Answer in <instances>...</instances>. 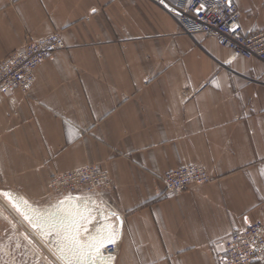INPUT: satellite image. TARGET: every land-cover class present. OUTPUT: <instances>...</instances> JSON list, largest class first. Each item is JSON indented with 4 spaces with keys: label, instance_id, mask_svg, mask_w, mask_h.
<instances>
[{
    "label": "crops",
    "instance_id": "1",
    "mask_svg": "<svg viewBox=\"0 0 264 264\" xmlns=\"http://www.w3.org/2000/svg\"><path fill=\"white\" fill-rule=\"evenodd\" d=\"M236 2L263 30L264 0ZM56 32L66 48L0 102V192L51 207L54 174L99 165L123 218L89 205L120 242L110 264H217L219 240L264 223V62L229 61L157 0H0V60ZM184 163L212 180L166 194Z\"/></svg>",
    "mask_w": 264,
    "mask_h": 264
},
{
    "label": "built area",
    "instance_id": "2",
    "mask_svg": "<svg viewBox=\"0 0 264 264\" xmlns=\"http://www.w3.org/2000/svg\"><path fill=\"white\" fill-rule=\"evenodd\" d=\"M178 21L182 32L203 34L215 39L230 50L229 61L236 57L258 59L264 62V29L246 34L241 23L242 13L236 0H157ZM66 48L59 32L25 44L21 49L0 60V102L14 90L27 95L36 82V70L56 51ZM212 180L210 172L195 163H184L164 176L166 194L181 192L194 185H204ZM113 187L109 170L88 164L76 170L56 173L51 179L50 199L56 205L65 199H74L88 205H101L114 212V202L106 195ZM101 200V202H99ZM29 228V227H28ZM31 230V228H30ZM40 242L59 260L50 243ZM37 242L35 238L31 239ZM216 251L217 264H258L264 261V223L255 222L234 230L219 240ZM120 242L103 248L107 255L115 256ZM53 263L54 259L48 255ZM62 263V262H61ZM63 264V263H62Z\"/></svg>",
    "mask_w": 264,
    "mask_h": 264
},
{
    "label": "snow or ice",
    "instance_id": "3",
    "mask_svg": "<svg viewBox=\"0 0 264 264\" xmlns=\"http://www.w3.org/2000/svg\"><path fill=\"white\" fill-rule=\"evenodd\" d=\"M3 195L11 199V194L3 193ZM21 203L27 205V201L22 200V198ZM60 203L63 205L65 202L61 201ZM71 207L77 211L71 212L62 209L55 215L44 216L37 210L28 207L22 212V215L34 227H40L43 234L56 233L57 239L61 241L59 250L62 254H69L72 259H78L81 264H95L96 258L102 256L101 249L116 243L114 232L110 226L98 228L95 234L84 228L87 237L81 240L79 234L86 217L79 211L80 206L78 204H73ZM85 211L90 210L85 209ZM61 233H63L62 237ZM72 259L69 260V264H72Z\"/></svg>",
    "mask_w": 264,
    "mask_h": 264
},
{
    "label": "rangeland",
    "instance_id": "4",
    "mask_svg": "<svg viewBox=\"0 0 264 264\" xmlns=\"http://www.w3.org/2000/svg\"><path fill=\"white\" fill-rule=\"evenodd\" d=\"M96 213L97 211H92L87 220L85 228L88 232L94 229L91 222L100 219ZM79 238L84 240L86 236L80 232ZM31 239L33 238L28 231L0 201V264H55L42 245Z\"/></svg>",
    "mask_w": 264,
    "mask_h": 264
},
{
    "label": "water",
    "instance_id": "5",
    "mask_svg": "<svg viewBox=\"0 0 264 264\" xmlns=\"http://www.w3.org/2000/svg\"><path fill=\"white\" fill-rule=\"evenodd\" d=\"M3 193L11 194V199H9V197L3 195ZM21 198H22V200L27 201V205H24L21 203ZM0 201L12 213V215L17 219V221L28 231V233L31 235V237L35 238V240L42 245V247L44 248L46 253H48V255H50L57 264H62V263L63 264H69V260L72 258L70 257L69 254H67V253L62 254L61 251L59 250L61 247V241L57 239L56 233L43 234V230L40 227H34L33 224L29 222L28 219H25V216L22 215V212H24L28 207H31L32 209L37 210V212H39L40 214H42L44 216H48V215H55L58 213V211H60L62 209L66 210V211L75 212L77 210L73 209L71 206L73 204H78L80 206L79 211L86 217L92 209L89 205H86L85 203H82V202H77L74 199H65V200H63L65 202L63 205H61V203H58V204L53 205L51 207L39 208L35 204L26 200L25 198L19 196L18 194L14 193V192H10V191L0 192ZM18 208H19V210H18ZM85 209H88L90 211H85ZM111 214L115 215L117 217L119 229H122V226H123L122 216H120L119 214H116L115 212H111ZM103 215H104L103 212H99L100 217H102ZM30 228H31V230H30ZM32 230H34L37 233V235L41 239H43L44 241H48V239H49L48 237L51 238V242H50L51 249L57 255V257L61 260L62 263L59 260L55 259L51 255L50 250H48L40 242V240L32 232ZM62 234L63 233H61V237H62ZM52 240H53V242H55L54 244H52ZM101 253H102V256L96 258L95 264H110V262H109L110 256L104 255L102 252V249H101ZM72 264H81V262L78 259H72Z\"/></svg>",
    "mask_w": 264,
    "mask_h": 264
},
{
    "label": "bare ground",
    "instance_id": "6",
    "mask_svg": "<svg viewBox=\"0 0 264 264\" xmlns=\"http://www.w3.org/2000/svg\"><path fill=\"white\" fill-rule=\"evenodd\" d=\"M86 205H88V204H86ZM107 212V211H106ZM92 214V211H90L89 213H88V215L86 216V220L89 218V216ZM98 214V217H100L99 216V213H97ZM109 214V212H107V215ZM103 224H101V225H99L97 228H94L92 231H91V233H93V234H95L96 233V231L95 230H97L98 228H102L101 226H102ZM95 231V232H94ZM62 236H63V234H62Z\"/></svg>",
    "mask_w": 264,
    "mask_h": 264
}]
</instances>
